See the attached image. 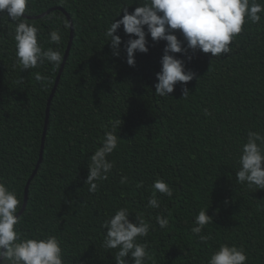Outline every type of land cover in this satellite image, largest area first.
Instances as JSON below:
<instances>
[{"label": "trees", "instance_id": "16d2710c", "mask_svg": "<svg viewBox=\"0 0 264 264\" xmlns=\"http://www.w3.org/2000/svg\"><path fill=\"white\" fill-rule=\"evenodd\" d=\"M140 3L143 0H29L28 16L55 7L38 18L24 17L39 29L38 43L44 49L51 47L64 57L67 48L70 22L56 7L70 15L74 35L49 106L42 161L15 227L22 236L55 235L64 264H116L118 249L103 247L102 225L126 207L130 221L142 215L150 224L148 235L138 237L149 253L145 264H207L221 244L243 248L246 264H264V189L240 185L235 177L248 131L264 135V13L259 23L246 19L228 54L175 53L195 76L160 97L155 94V74L166 41L153 42L146 31L149 50L135 52V65L129 66L124 49L129 36L123 27L116 33L122 41L119 56L113 55L104 36L123 8L131 12ZM17 23L0 13V181L15 190L23 204L60 66L45 60L22 70L13 40ZM57 29L60 44L49 40ZM174 32L183 40L179 30ZM37 72L49 79L42 84L35 79ZM184 87L187 99L182 97ZM116 119L122 121L120 139L107 157L113 168L91 193L84 184L90 157ZM123 176L128 178L125 184L120 183ZM157 179L174 189L172 197L152 187ZM153 194L159 208L148 207ZM202 209L212 223L193 234L195 216ZM157 215L168 217L166 228L159 227ZM200 235L210 236L206 244ZM125 260L133 264L130 255Z\"/></svg>", "mask_w": 264, "mask_h": 264}, {"label": "clouds", "instance_id": "9594fccd", "mask_svg": "<svg viewBox=\"0 0 264 264\" xmlns=\"http://www.w3.org/2000/svg\"><path fill=\"white\" fill-rule=\"evenodd\" d=\"M28 2L29 0H0V13H5L10 20L18 22L13 36L16 64L22 70H28L37 68L46 60L54 67H59L63 61L61 52L51 47L44 49L38 43L39 29L26 23L24 13ZM121 12L123 15L120 19H114L104 32L113 55L120 54L122 41L116 33L121 26L129 36L124 43L129 66L135 65V52L147 53L149 50L146 31L153 42L166 41L160 59L161 69L155 74L158 82L154 85L155 94L165 97L174 91L177 83L186 84L195 76L191 70H186L184 60L177 58L175 53L186 54L188 50H200L210 53L212 57L228 54L231 51V41L241 33L246 19L252 23L261 21L260 14L264 13V4L256 0H143L131 12L128 7ZM174 30L180 31L183 40L178 39ZM49 40L60 44L58 29L50 32ZM187 59L190 60L191 57L188 56ZM35 79L43 84L49 78L37 72ZM188 95L189 90L184 87L182 97L187 99ZM204 114L210 115L207 109ZM121 123L120 119L109 122L111 130L104 133L101 146L90 157L84 184L88 185L91 193L98 190L97 182L106 180L113 168V162L107 157L118 147L120 138L117 130ZM238 164L239 168L235 172L238 184H246L256 190L264 189V135L248 131L246 142L240 147ZM127 182L126 176L121 177V184ZM152 187L168 197L173 196L174 189L162 179L155 180ZM147 204L150 208L160 207V201L154 194ZM21 206L15 190L0 181V264H64L61 241L55 235L22 236L16 229L15 226L20 222V215L16 213ZM129 215L128 209L122 207L103 223L106 230L103 247L118 249L116 264H126L125 258L129 255L133 264H145L149 253L146 244L138 242V237L148 235L150 224L142 215H137L135 222H132ZM155 219L162 229L169 224L167 216L157 215ZM209 223H212V217L206 214V209H202L195 216V226L191 228V232L200 234ZM199 239L206 244L210 236L200 235ZM246 260L243 248L221 244L208 257L207 264H246Z\"/></svg>", "mask_w": 264, "mask_h": 264}, {"label": "water", "instance_id": "95a60500", "mask_svg": "<svg viewBox=\"0 0 264 264\" xmlns=\"http://www.w3.org/2000/svg\"><path fill=\"white\" fill-rule=\"evenodd\" d=\"M56 8H58L59 10H62L66 14V16L68 17V20H69L70 26H71L70 37H69V41H68V44H67V48H66V51H65V54H64V57H63V61L61 63V66L59 68L58 74L56 76V80H55L54 86H53L52 91H51V93L49 95V98H48L47 108H46V118H45V122H44V128H43V134H42V139H41L39 157H38V160H37V163L35 165L34 170L32 171L30 177L28 178V180L26 182L25 190H24V200H23V204H22L21 208L19 209V211L16 213V215H20L24 211V209L26 207L27 200H28V188H29L30 181L35 176V174H36V172H37V170L39 168V165H40V163L42 161L43 149H44V137H45V133H46V129H47V124H48V117H49V106H50L51 100L53 98L54 92L56 90V87H57V85L59 83V79H60L62 70L64 68V65H65V62H66V59L68 57L69 50H70V47H71V44H72V41H73L74 27H73V23H72V20H71L70 15L63 8H61V7H56ZM54 9H55V7L50 8V9L46 10L45 12H43V13H41L39 15H34V16H28V15H25L24 14V17H26V18H38L40 16H43V15L49 13L50 11H52Z\"/></svg>", "mask_w": 264, "mask_h": 264}]
</instances>
